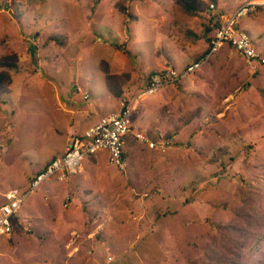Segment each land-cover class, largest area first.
I'll use <instances>...</instances> for the list:
<instances>
[{
    "label": "rangeland",
    "instance_id": "obj_1",
    "mask_svg": "<svg viewBox=\"0 0 264 264\" xmlns=\"http://www.w3.org/2000/svg\"><path fill=\"white\" fill-rule=\"evenodd\" d=\"M244 2L264 0H217L202 26L175 0H0V58L19 57L0 95V206L10 190L28 193L68 127L84 131L119 108L102 62L130 75V98L152 73L183 70L190 52L171 29L197 43L189 28L211 34ZM241 26L264 56V8ZM183 82L133 116V133L161 134L166 149L127 138L125 171L99 155L67 182H43L0 237V264H264V67L253 72L225 46Z\"/></svg>",
    "mask_w": 264,
    "mask_h": 264
},
{
    "label": "built area",
    "instance_id": "obj_2",
    "mask_svg": "<svg viewBox=\"0 0 264 264\" xmlns=\"http://www.w3.org/2000/svg\"><path fill=\"white\" fill-rule=\"evenodd\" d=\"M264 8V2H247L236 11L229 14H219V29L212 42L208 56L190 65L184 72L168 68L154 74L131 98L121 100L119 112L112 113L87 129L82 135L72 138L63 156L52 160L31 183L26 194L10 190L4 194L5 203L0 206V237L10 238L14 234L13 221L20 215L25 201L43 182L57 180L67 182L79 174L84 159L107 152L110 165L119 170L127 169V159L124 157L126 139L133 133V116L138 106L148 98L156 95L170 85H180L190 75L196 73L208 63L212 54L218 52L224 44H229L244 57L253 72L264 67V56L259 51L251 35L240 27L242 20ZM212 12L218 11L217 5L210 6ZM134 139L148 144L151 148L166 149L170 145L163 135L157 134L150 138L142 133H133Z\"/></svg>",
    "mask_w": 264,
    "mask_h": 264
},
{
    "label": "trees",
    "instance_id": "obj_3",
    "mask_svg": "<svg viewBox=\"0 0 264 264\" xmlns=\"http://www.w3.org/2000/svg\"><path fill=\"white\" fill-rule=\"evenodd\" d=\"M207 1V2H205ZM187 13L196 17H204V10L206 7L210 9L212 4H215L217 0H175ZM124 2H120L116 8L124 15L131 16L129 10L124 6ZM216 5V4H215ZM211 11V10H210ZM212 12V11H211ZM213 13V12H212ZM216 27V32L219 29V25ZM212 46V45H211ZM122 49V48H121ZM211 52V48L208 50ZM199 60V59H198ZM197 60V61H198ZM19 68V57L16 54L5 55L0 58V95L2 93H9L10 87L13 83L12 80V72L17 71ZM100 70L104 75L105 86L107 91L116 99L122 100L125 99V85L130 79L129 74L125 75H115L112 74L109 68V64L107 62H102L100 64ZM159 73V72H157ZM157 73H152L148 76L147 81ZM126 99H129L126 97ZM126 154H124L125 157ZM126 158V157H125Z\"/></svg>",
    "mask_w": 264,
    "mask_h": 264
},
{
    "label": "crops",
    "instance_id": "obj_4",
    "mask_svg": "<svg viewBox=\"0 0 264 264\" xmlns=\"http://www.w3.org/2000/svg\"><path fill=\"white\" fill-rule=\"evenodd\" d=\"M245 3H247V2H244L243 4H245ZM132 4V3H131ZM236 11V10H235ZM226 14H229V13H226ZM195 19H197V20H199L200 21V23H201V25L203 26V24H202V22H201V19H199L198 17L197 18H195ZM218 22H219V20H218ZM218 22L215 24V25H219L218 24ZM240 27L242 28V26H241V24H240ZM244 29V28H243ZM202 30V29H201ZM245 30V29H244ZM189 31L191 32V34H190V36H192V32H194L195 34H194V39L196 40V42L197 43H195L194 42V40H192L190 37H188L189 39H187V41L188 42H186V41H182V39H180V38H177V36H176V33H174V31H173V29H171L170 30V34H171V37H170V40H172L176 45H178V46H180V47H183L184 48V50L186 51V50H189V52L190 53H187V55L185 56V60H186V63H185V65H184V68H183V70L181 71V72H184L190 65H192L193 63H195V62H197V60L199 59H202V58H204V57H206V56H208L209 54H210V52H208V50L211 48V42H212V40H213V38H214V36H215V34H216V30L213 32V33H211V34H205V36H202V35H197L196 33L197 32H195L194 31V28H189ZM203 31V30H202ZM210 38H211V40H210ZM203 39L205 40V42H206V46H205V48H203V49H199V44L201 43V42H203ZM225 46H230L229 44H224L223 45V47H225ZM223 47H221V49L223 48ZM236 51V50H235ZM238 53V52H237ZM168 61H169V64H171V63H173L174 64V59H173V56L172 55H170L168 58ZM198 60V61H199ZM175 65V64H174ZM176 66V65H175ZM168 68H173V69H175L176 70V68H174V67H168ZM168 68H163V69H161V70H159V71H156V72H154V73H157V72H163V71H165L166 69H168ZM187 79V78H186ZM191 83V82H193L192 80H190V81H188V83ZM184 83V82H183ZM179 86V85H178ZM87 99L90 97L88 94L85 96ZM119 102H121V100L119 101ZM120 109H121V104H120V106H119V108L116 110V111H112V112H110V113H107V114H100L99 115V121H100V119L101 118H103V117H105V116H108V115H110V114H112V113H115V112H119L120 111ZM86 112V113H85ZM85 112H83L82 114H89V115H91V113L89 112V111H85ZM99 121H97L95 124H93V125H91V126H89V127H87L84 131H80L79 129H78V126H70V127H68L69 129L68 130H71L70 131V137H69V140H68V142H67V145H66V147H65V149H64V151L63 152H61L58 156H56L54 159H56V158H59V157H61V156H63L64 155V153L66 152V150H67V148H68V146H69V144H70V142H71V140H72V138L73 137H75V136H80V135H82L87 129H89L90 127H92V126H94V125H96ZM74 122V121H73ZM133 124H134V122H133ZM134 128V127H133ZM72 131H73V133H72ZM128 139L129 140H131V139H134V136L131 134L129 137H128ZM128 139H127V143L129 142L128 141ZM125 150H126V147H125ZM125 153H126V151H125ZM99 155H102V156H105V158H106V162H107V164L109 165V162H108V159H109V155H108V153L107 152H100L99 154H97V155H95V156H92V157H89L88 159H89V164H91V161H90V159H92L93 161L92 162H94V165H98L99 164V162H98V156ZM53 159V160H54ZM51 162V161H50ZM50 162H48V163H50ZM47 163V164H48ZM46 164V165H47ZM46 165L43 167L42 166V168L39 170V173L40 172H42L43 170H44V168L46 167ZM38 173V174H39ZM57 181V180H56ZM60 182V181H59Z\"/></svg>",
    "mask_w": 264,
    "mask_h": 264
},
{
    "label": "bare ground",
    "instance_id": "obj_5",
    "mask_svg": "<svg viewBox=\"0 0 264 264\" xmlns=\"http://www.w3.org/2000/svg\"><path fill=\"white\" fill-rule=\"evenodd\" d=\"M133 96V95H132ZM131 98V97H130Z\"/></svg>",
    "mask_w": 264,
    "mask_h": 264
}]
</instances>
